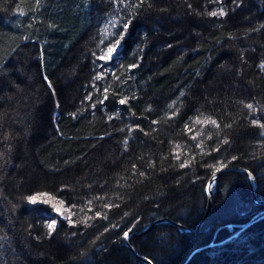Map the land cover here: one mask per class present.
Wrapping results in <instances>:
<instances>
[{"label":"trees","instance_id":"1","mask_svg":"<svg viewBox=\"0 0 264 264\" xmlns=\"http://www.w3.org/2000/svg\"><path fill=\"white\" fill-rule=\"evenodd\" d=\"M139 4L0 0V264H264V0Z\"/></svg>","mask_w":264,"mask_h":264},{"label":"snow or ice","instance_id":"2","mask_svg":"<svg viewBox=\"0 0 264 264\" xmlns=\"http://www.w3.org/2000/svg\"><path fill=\"white\" fill-rule=\"evenodd\" d=\"M144 4V0H140V4L137 6V7H140ZM153 5L151 3H149L147 5V8L150 9L152 8ZM210 15L212 17H216L218 15L217 12L213 11L210 13ZM219 15L220 16H226L227 13L223 11V9L220 10L219 12ZM132 23L131 20H128L126 23L123 24V32L119 33L118 34V39H115V42L114 43H111L108 47H107V50H106V53L98 56V59L101 60V61H104V62H108V61H111L112 58H113V55L114 53L117 52L118 48L120 47L121 45V42L124 40L125 38V33L127 32V29L128 27L130 26V24ZM260 68L264 69V63H261L260 65ZM130 68H134L136 67V65H130L129 66ZM4 76V73L0 72V79H2ZM99 78H102V76H98L97 79ZM49 87H51V83H49ZM107 91V89H105V92ZM89 99H91V97H89ZM108 99V96L105 95L103 100H100L99 103L103 104L105 100ZM119 103L121 105L125 104L126 103V99H121L119 101ZM247 108L251 109L253 107V105L251 104H248L246 105ZM199 122V121H197ZM153 123H156V121H153ZM212 124L216 125L217 127H219V125L217 124V122L215 120H212L211 121ZM255 123V121L253 122ZM228 127H231V125H228ZM261 127H264V125H261ZM195 138V137H193ZM225 144L228 143V141L225 139L223 141ZM125 144H127V141H125ZM216 151H218V149H216ZM178 158V157H177ZM235 159V157L233 158ZM212 165H210L211 167ZM224 165H222L223 167ZM181 167H188V162H185L183 164H181ZM221 168L217 167L216 168V171H220ZM141 176L144 175L143 172L140 173ZM26 200H27V203L30 204V205H36L38 203L40 204H44V205H51V207L53 208V210L57 213V215H61V208L64 206V201H59V207L57 206L56 203H53V197H51L48 193H39V194H35V195H28L26 197ZM68 223L70 226H75L73 220H72V215H68L66 217ZM88 219H91V217H89ZM85 225L87 226V221H84ZM47 228H48V234L51 235V233L56 229V222L55 221H51L47 224ZM124 238L127 240L129 238V233L128 232H125L124 233ZM150 264V262H149Z\"/></svg>","mask_w":264,"mask_h":264},{"label":"water","instance_id":"3","mask_svg":"<svg viewBox=\"0 0 264 264\" xmlns=\"http://www.w3.org/2000/svg\"><path fill=\"white\" fill-rule=\"evenodd\" d=\"M223 172H225V171H222V172L218 173L216 176H214V177L209 181V183H208V185H207V188H206L207 210H206V213H205V215H204L202 221H201V222L199 223V225L197 226V229H196V230H198V229L200 228V226L203 224V222L205 221L206 217L208 216V214H209L210 211H211L212 203H213L212 195H213V189H214V187H215L216 178H217L220 174H222ZM239 172L243 173V174L248 178V180L250 179V176H249V174H248L247 172H245V171H239ZM253 201L256 202V198H255V195H254V194H253ZM165 222L174 225V226H175L180 232H186L185 229H183L182 227H180V226L177 225V224H174V223H172V222H170V221H168V220H163V221L160 220V221H156V222L152 223L147 229H145V230H144L143 232H141V233H133L132 235L129 236L128 239H130V238H134V237H137V236H140V235L146 233V232H147L152 226H154V225H156V224H158V223H165ZM194 232H195V231H194ZM194 232H192V233H194ZM128 239H127V240L125 239V244H124V245H125V247H127V248L131 251V253H133V254L135 255L134 251L132 250V248H131V247L128 245V243H127ZM135 256H136V255H135ZM136 257H137V259H138L139 261H141L142 263L149 264V261H148L147 259L142 258V257H139V256H136ZM150 264H151V263H150Z\"/></svg>","mask_w":264,"mask_h":264},{"label":"rangeland","instance_id":"4","mask_svg":"<svg viewBox=\"0 0 264 264\" xmlns=\"http://www.w3.org/2000/svg\"><path fill=\"white\" fill-rule=\"evenodd\" d=\"M119 50H120V49H118L117 52H119ZM117 52H116V53H117ZM116 53H114L113 58L116 56ZM113 58H112V59H113ZM111 61H112V60H111ZM107 63H110V61L106 62V64H107Z\"/></svg>","mask_w":264,"mask_h":264}]
</instances>
